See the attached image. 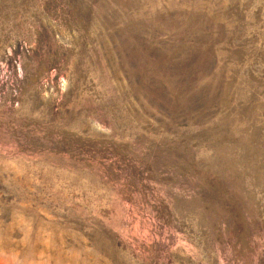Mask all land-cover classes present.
<instances>
[{
	"label": "rangeland",
	"instance_id": "obj_1",
	"mask_svg": "<svg viewBox=\"0 0 264 264\" xmlns=\"http://www.w3.org/2000/svg\"><path fill=\"white\" fill-rule=\"evenodd\" d=\"M0 264H264V0H0Z\"/></svg>",
	"mask_w": 264,
	"mask_h": 264
}]
</instances>
